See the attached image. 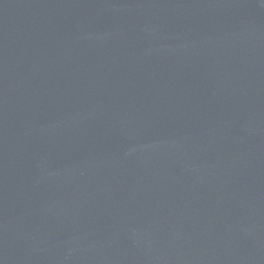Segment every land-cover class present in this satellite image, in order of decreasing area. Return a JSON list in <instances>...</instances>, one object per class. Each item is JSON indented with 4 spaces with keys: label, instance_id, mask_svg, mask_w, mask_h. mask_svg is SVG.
<instances>
[{
    "label": "water",
    "instance_id": "95a60500",
    "mask_svg": "<svg viewBox=\"0 0 264 264\" xmlns=\"http://www.w3.org/2000/svg\"><path fill=\"white\" fill-rule=\"evenodd\" d=\"M0 264H264V0H0Z\"/></svg>",
    "mask_w": 264,
    "mask_h": 264
}]
</instances>
